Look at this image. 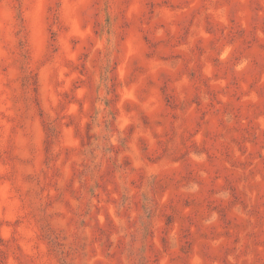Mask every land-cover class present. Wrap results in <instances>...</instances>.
<instances>
[{"label":"rangeland","instance_id":"obj_1","mask_svg":"<svg viewBox=\"0 0 264 264\" xmlns=\"http://www.w3.org/2000/svg\"><path fill=\"white\" fill-rule=\"evenodd\" d=\"M0 264H264V0H0Z\"/></svg>","mask_w":264,"mask_h":264}]
</instances>
